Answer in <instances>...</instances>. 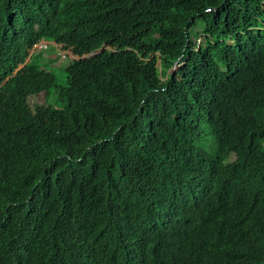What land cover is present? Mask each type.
<instances>
[{
    "label": "trees",
    "instance_id": "obj_1",
    "mask_svg": "<svg viewBox=\"0 0 264 264\" xmlns=\"http://www.w3.org/2000/svg\"><path fill=\"white\" fill-rule=\"evenodd\" d=\"M0 264H264V0H0Z\"/></svg>",
    "mask_w": 264,
    "mask_h": 264
},
{
    "label": "rangeland",
    "instance_id": "obj_2",
    "mask_svg": "<svg viewBox=\"0 0 264 264\" xmlns=\"http://www.w3.org/2000/svg\"><path fill=\"white\" fill-rule=\"evenodd\" d=\"M46 41L35 50H40V53L34 56L35 63L42 69L52 73L55 77V84L57 86H64L66 84L65 68L70 60H75L77 57L73 56L68 51H62L60 46H51ZM30 107L34 105L51 106L54 108H62L61 103L58 101L55 89L47 93H39L31 95L27 98Z\"/></svg>",
    "mask_w": 264,
    "mask_h": 264
},
{
    "label": "clouds",
    "instance_id": "obj_3",
    "mask_svg": "<svg viewBox=\"0 0 264 264\" xmlns=\"http://www.w3.org/2000/svg\"><path fill=\"white\" fill-rule=\"evenodd\" d=\"M41 43H44V41L40 42L38 45H36V46L33 48V50L30 52V55H29V57L27 58V60L29 59V61H30L31 55L33 54L34 51H40V50H35V48L39 47V46L41 45ZM47 43H48V44H52L53 46H57V45L54 44V42H47ZM60 47H62V46H60ZM102 51H103V50H102ZM68 52H69V51H68ZM98 52H100V50H99ZM95 53H96V52H95ZM79 59H81V58H78V57H77V59H75V60H79ZM27 60H26V62H27ZM26 62H25L24 65L27 64ZM20 67L22 68L23 66H20ZM20 67L15 71V73H16L19 69H21Z\"/></svg>",
    "mask_w": 264,
    "mask_h": 264
},
{
    "label": "water",
    "instance_id": "obj_4",
    "mask_svg": "<svg viewBox=\"0 0 264 264\" xmlns=\"http://www.w3.org/2000/svg\"><path fill=\"white\" fill-rule=\"evenodd\" d=\"M102 52V50H100V52H96V53H92V54H90L89 56H86V57H84L83 59H85V58H89V57H94L95 55H97L98 53H101ZM82 59V58H81ZM29 62V59L27 60V62L26 63H28ZM21 68V67H20Z\"/></svg>",
    "mask_w": 264,
    "mask_h": 264
}]
</instances>
